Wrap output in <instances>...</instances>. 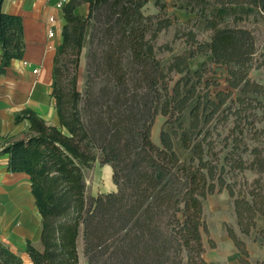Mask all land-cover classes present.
Masks as SVG:
<instances>
[{"label": "trees", "instance_id": "1", "mask_svg": "<svg viewBox=\"0 0 264 264\" xmlns=\"http://www.w3.org/2000/svg\"><path fill=\"white\" fill-rule=\"evenodd\" d=\"M146 2H64L65 24L53 58L50 94L58 123L24 108L14 114V121L28 120V127L0 135L6 171L29 178L40 217L41 248L26 240L31 264H79L80 234L88 264H217L202 256L201 229L207 230L204 201L223 189L233 198L241 233L250 235L256 219L264 218V101L258 97L261 85L247 74L255 37L246 28L219 26L226 18L238 22L264 17V0H175L178 9L194 13L212 35L200 43L190 32L193 47L166 63L157 58L152 41L171 20L145 15ZM83 3L88 4L86 16L74 12ZM87 27V61L79 91L77 70ZM0 43L4 74L12 59L24 55L20 15L0 9ZM197 55L205 59L193 68ZM213 63L226 66L230 88L217 91L214 99L208 90L212 81L204 79ZM64 72L69 74L66 81ZM233 89L238 96L230 101L242 107L221 115ZM259 107L262 125L241 126L240 114ZM229 114L236 116L225 138L229 148L221 159L211 158V124L227 120ZM157 115L167 117L159 144L151 139ZM96 160L110 165L116 190L87 201L84 170ZM235 169L256 176L251 182L229 183L226 177ZM226 231L241 254L240 264H250L245 241L232 227ZM257 233L253 240L264 250V228ZM0 264H25L1 237Z\"/></svg>", "mask_w": 264, "mask_h": 264}, {"label": "rangeland", "instance_id": "2", "mask_svg": "<svg viewBox=\"0 0 264 264\" xmlns=\"http://www.w3.org/2000/svg\"><path fill=\"white\" fill-rule=\"evenodd\" d=\"M156 0H147L146 4L142 8V12L145 15L156 16L158 19H165L166 17L170 18L171 24L166 28L160 30L156 37L153 39V43L158 49L156 50V56L163 62H167L173 55L181 54L185 50L191 49L193 44L190 40V32L194 34V40L202 43L210 40L212 35V30L205 29L202 22H197L196 15L194 13H186L184 10L178 9L175 6V0H157L160 2L159 5L155 3ZM163 4V7L160 5ZM219 26H230V27H241L249 29L255 37V51L252 55L250 66L248 67L247 74L248 78L254 82H257L261 85V94L259 97L260 100L264 101V17L261 16H249L248 18L234 22L232 18H226L219 23ZM89 27H87L85 32V37L83 41V46L79 56V65L77 70V89L83 91V83L85 76V67L87 61V51H88V37H89ZM148 37V36H147ZM205 59L202 55H197L192 60V67L194 68L199 62ZM212 72L208 73L204 79H209L212 81V84L209 85V95L211 98H215V93L219 90L227 91L230 88L227 85L226 78L228 77L226 66L221 64L213 63L211 66ZM69 74L64 72L63 80L68 79ZM178 78V76H174ZM238 92L232 90L230 98L227 102L221 107L223 113H233L237 108L242 107L238 102H231L230 99L236 101ZM53 99V98H52ZM54 108L55 101L53 99ZM252 106H255L256 103L252 102ZM251 113V114H250ZM245 114L249 115L246 119ZM263 115L262 108L251 109L248 108L245 112L240 114V125L248 128L259 127L262 125L260 119ZM220 116L219 118H221ZM167 117L162 115H157L152 129H151V139L154 143L159 144V132L161 127L164 125ZM234 119L236 116L229 114L227 120L216 119L211 124V130L213 129L209 141L212 140V152L209 154L211 158L223 157L227 152L228 148L227 143L229 142L225 138L229 134V129L234 125ZM58 123V121L56 122ZM215 127V128H214ZM242 147V146H241ZM216 155H215V154ZM215 155V157H214ZM106 165V164H105ZM100 164L98 160L94 161L92 166L84 170L85 178V198L87 201L91 197H95L100 193H106L112 191V168L111 176L106 170V166ZM108 165V164H107ZM110 166V165H109ZM19 176H24L18 174ZM255 173L249 170L238 171L237 169L231 170L227 175L226 179L229 183L241 184L243 181L247 180L251 182L255 178ZM21 179H25L21 180ZM28 177H20L18 180L14 178H8L5 180L4 184L8 181L13 183H19L21 185H26ZM3 184V185H4ZM115 185V184H114ZM1 186V185H0ZM116 186V185H115ZM238 187V186H237ZM40 220V219H39ZM203 220L206 225V231L201 229V237L204 246L203 258L207 262H215L217 264H240L239 257L241 256L240 252L234 245L232 239L227 234L226 228L232 227L242 240L245 241L246 249L248 250L249 257L248 260L250 264H258L260 261L264 260V250L259 245L258 242L254 241L253 238L258 235V230L264 228V218L258 217L256 219L257 227L251 231L250 235H244L240 232L237 223L236 216L234 213L233 198L229 196L226 189H223L219 192H214L207 196L203 204ZM16 222H11L9 224H14ZM2 235L7 244H15L12 233L10 230L3 228ZM40 223L38 222V231L39 233ZM32 241V244L35 247H40L39 237H29ZM80 244V256L84 258L87 263L86 257L83 254V240L82 235H79ZM40 249V248H39ZM24 260L25 263H28L25 256L23 257L22 253H18Z\"/></svg>", "mask_w": 264, "mask_h": 264}, {"label": "crops", "instance_id": "3", "mask_svg": "<svg viewBox=\"0 0 264 264\" xmlns=\"http://www.w3.org/2000/svg\"><path fill=\"white\" fill-rule=\"evenodd\" d=\"M68 0H3L1 11L22 17L24 33V55L22 59H12L5 73L0 74V135H15L28 127V120L15 123L14 114L24 108L32 109L45 120L58 121L51 97L52 66L56 47L61 43V30L65 24L62 5ZM60 4V6H58ZM76 14L86 16L88 4L83 3L74 10ZM50 18L53 20L50 21ZM53 35L48 36V30ZM2 53L0 43V55ZM37 72H33V69ZM7 156H0V224L10 230L15 244H7L1 232V239L14 252H21L28 263L30 258L25 252L26 240L38 238L40 217L30 193L29 181L26 185L5 182L8 178H18L19 172L6 171ZM111 176V167L105 165ZM24 180L25 179H21ZM4 184V185H3ZM111 190L115 191L116 186ZM16 222L14 224L9 223ZM31 240V239H30ZM32 242V241H31ZM40 243V241H39ZM40 247L36 248H41ZM80 239H77L79 264H86L80 256ZM22 258V257H21ZM23 259V258H22ZM24 261V260H23Z\"/></svg>", "mask_w": 264, "mask_h": 264}, {"label": "built area", "instance_id": "4", "mask_svg": "<svg viewBox=\"0 0 264 264\" xmlns=\"http://www.w3.org/2000/svg\"><path fill=\"white\" fill-rule=\"evenodd\" d=\"M58 6H60V4H58ZM53 19L52 18H50V21H52ZM53 35V30L52 29H49L48 30V36L49 37H51ZM33 72H37V69L35 68V69H33Z\"/></svg>", "mask_w": 264, "mask_h": 264}]
</instances>
